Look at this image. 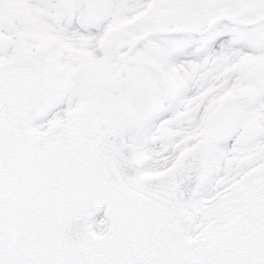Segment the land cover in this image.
Listing matches in <instances>:
<instances>
[{"label":"snow or ice","instance_id":"1","mask_svg":"<svg viewBox=\"0 0 264 264\" xmlns=\"http://www.w3.org/2000/svg\"><path fill=\"white\" fill-rule=\"evenodd\" d=\"M0 264H264V0H0Z\"/></svg>","mask_w":264,"mask_h":264}]
</instances>
